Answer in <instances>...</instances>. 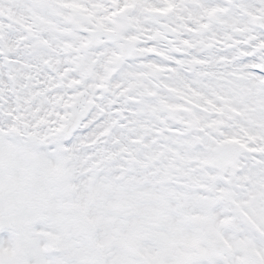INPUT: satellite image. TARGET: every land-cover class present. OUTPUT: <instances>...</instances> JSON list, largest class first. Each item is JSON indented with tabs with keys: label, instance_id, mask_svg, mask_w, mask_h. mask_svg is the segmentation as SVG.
<instances>
[{
	"label": "snow or ice",
	"instance_id": "1",
	"mask_svg": "<svg viewBox=\"0 0 264 264\" xmlns=\"http://www.w3.org/2000/svg\"><path fill=\"white\" fill-rule=\"evenodd\" d=\"M0 264H264V0H0Z\"/></svg>",
	"mask_w": 264,
	"mask_h": 264
}]
</instances>
